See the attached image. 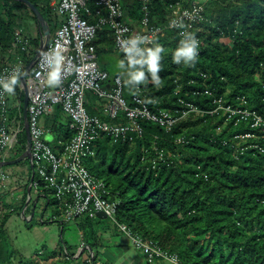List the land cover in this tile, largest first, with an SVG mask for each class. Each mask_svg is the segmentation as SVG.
Returning a JSON list of instances; mask_svg holds the SVG:
<instances>
[{
	"label": "trees",
	"instance_id": "obj_1",
	"mask_svg": "<svg viewBox=\"0 0 264 264\" xmlns=\"http://www.w3.org/2000/svg\"><path fill=\"white\" fill-rule=\"evenodd\" d=\"M173 1L176 0H151V22L165 26L166 5ZM218 1L226 12L209 13L206 6L208 21L197 24L203 44L194 64L186 66L183 57L179 64L174 62L180 48L179 35L176 29H167L150 44L146 56L139 59H147L149 50L163 49L156 74L160 83H155L147 64L135 67L145 76L138 85L148 90L149 97H157L159 106L179 108V99L183 98L202 111H189L169 131L157 122L142 119L145 133L133 145L113 142L110 136L102 135L94 141V153L84 158L91 173L104 180L113 198L120 200L115 219L112 218L115 226L121 230L118 223L127 224L133 236L166 254L150 256L132 240L148 264H264V153L250 146L255 142L264 145V138L259 127L252 128L249 122L238 120L237 115L227 120L225 110L209 113L216 105L213 96L204 93L210 87L215 95L224 97L225 104L264 114V0ZM12 2L20 4L15 0H0V66L18 64V50H23L16 43L15 20L20 16ZM35 4L43 13L44 7ZM124 9L129 19L138 20L142 15V1L127 2ZM108 34V30L100 31L97 44L111 43ZM225 38L230 39L231 45L224 43ZM130 85L133 89V84ZM130 92L126 86L129 99ZM242 97L247 104L241 103ZM23 103L17 104L14 110L10 102L11 118L21 113L24 122ZM149 104L154 106L153 101ZM57 108L64 112L61 107ZM88 110L96 112L92 107ZM248 130L257 132L258 136L236 137ZM72 135L69 126L62 140L68 141ZM154 140L164 151L163 159L157 158L156 164ZM18 142L25 150L27 143H22L19 136ZM109 155L112 158L107 162ZM31 178L30 171L26 190ZM38 179L36 174L34 181ZM36 189L40 197L47 198L46 206H58L53 188L40 181ZM5 193L0 187V206H4L0 212V264H74L76 255L70 253L66 240L61 249L49 250L46 244L42 253L30 257L13 246L6 224L9 209L14 207ZM57 215L58 219L53 215L37 221L40 224L69 222L63 218L60 208ZM79 218L76 226L85 244L92 249V253L86 249L77 256L88 253L82 264H114L109 260L97 262L96 250L102 243L94 222L99 218ZM34 219L35 216L30 221Z\"/></svg>",
	"mask_w": 264,
	"mask_h": 264
},
{
	"label": "built area",
	"instance_id": "obj_2",
	"mask_svg": "<svg viewBox=\"0 0 264 264\" xmlns=\"http://www.w3.org/2000/svg\"><path fill=\"white\" fill-rule=\"evenodd\" d=\"M142 1V15L138 20L127 17L123 0H55L53 11L61 18L53 38L43 53L36 59L32 69L27 74L29 88V103L27 118L31 134L30 166L38 180H33L32 187L41 183L53 188V195L58 200V206L65 220L74 221L83 215L98 217L99 211L115 219L118 198H113L106 182L93 175L84 163V158L94 153V141L102 135L111 137L113 142L123 141L134 144L136 138L145 133L142 119L152 120L169 131L178 119L189 111L202 110L193 102L180 98L179 108L166 109L159 106L157 97H149L148 90L138 84H133L129 96L126 94V83L122 74L111 75L98 63V36L102 30H108L114 46L122 53L123 59L129 61V53L124 49L132 47L131 41L138 43L132 51V57L139 60L148 53L158 35L167 29H176L179 35V46L192 34L198 41L197 55L203 44L198 34L197 24L208 21L205 14L206 6L199 0H176L166 5V25L161 26L151 22V0ZM16 43L26 50L29 39L21 37L16 32ZM24 67L18 64L0 66V82H7L13 76L17 85L23 91L20 74ZM204 78L206 73H202ZM58 82L50 84L49 81ZM177 80V79H176ZM194 82V79H192ZM179 84L175 90L179 91ZM90 91L99 99L106 100L102 111L109 118L104 120L98 114L88 110L87 92ZM204 93L213 96L216 107L208 112L214 114L225 110L226 119L238 116V120L250 123L252 128L259 127L264 138V114L248 107L225 104L224 97L214 94L213 89L206 87ZM154 102V106L149 104ZM243 105L247 104L245 97L241 98ZM241 104V105H242ZM184 105L189 108L183 107ZM240 105V106H241ZM61 107L70 117L69 126L73 131L68 141L59 140L55 149L46 140L47 129L41 123V116L51 114ZM9 93L5 92L0 83V160L10 157L11 150L18 142L19 133L23 130L22 114L11 118ZM237 120V121H238ZM252 130L237 134L242 139L257 137ZM179 141L182 138L179 137ZM264 153V145L258 142L250 144ZM152 148L158 154L155 158L163 159L164 151L159 148L156 140ZM10 179L9 173L0 167V187ZM35 179V177H34ZM44 195V194H43ZM53 218H59L57 214ZM135 245L144 251L164 255L157 247L143 242L132 235L125 223H118ZM82 241V248L86 247ZM166 255V254H165ZM174 261H177L173 257Z\"/></svg>",
	"mask_w": 264,
	"mask_h": 264
},
{
	"label": "rangeland",
	"instance_id": "obj_3",
	"mask_svg": "<svg viewBox=\"0 0 264 264\" xmlns=\"http://www.w3.org/2000/svg\"><path fill=\"white\" fill-rule=\"evenodd\" d=\"M15 1L20 2V4L12 2L13 6L18 7L16 12H18L20 16L15 20L17 34L19 33L21 37H27L29 39L27 51L25 52L19 49L17 54L19 55L17 63L20 66L25 67L28 60L31 59L39 49L41 31L38 18L28 4L21 0ZM32 1L38 4L40 3L38 0ZM199 1L202 2L204 6H207L209 13L216 12L224 14L226 12L222 3L218 0ZM123 3L126 4L127 1H124ZM46 5L47 3L44 5L43 14L51 27V38H53L59 25L57 20L62 17H58V15L54 14L52 9ZM159 19L161 18H157L158 21H160ZM223 41L227 44V46H229V44L231 45L230 39L225 38ZM97 51L98 63L100 67L108 70L110 73L122 74L126 86L132 90L130 83L127 81L130 79V73L132 71H137V69L129 67L128 62L123 59L122 53L114 48L113 41L104 47H99L98 44ZM120 61L124 62L125 66L123 68L119 67ZM86 97L87 105H95L100 115H103L101 108L105 101L94 96L90 91L87 92ZM9 100L13 105L14 110L17 108V104L22 101L24 102V92H21V87L19 85L15 87L13 94H9ZM40 120L42 125L47 129L45 140L56 149L59 140L64 139L65 134L68 133L70 117L66 112H62L56 108L53 113L42 115ZM56 122L58 123V130L53 129L54 123ZM19 139L22 143H27V134L25 129L23 130V133L19 135ZM130 145H133V143ZM21 146V143L17 142L15 147L11 150V159L17 158L24 152V149ZM111 158L112 155H109L107 157V162H110ZM153 161H155V157H153ZM104 166H106V164H104L103 167ZM3 168L10 175V179L7 180V186L4 187V190H6L5 195H7L10 199V205L14 207V210L9 209L10 218L7 220L6 224V229L11 237L13 246L19 249L25 257H30L35 253H42L46 244L50 247L49 250L53 248L61 249V246L64 244L63 240H66L68 242L67 247L70 253H74L75 255L76 253L78 254L82 248V238L81 232L76 226V221L63 223L61 221L47 222L42 224L37 221L42 215H45L46 218H51L53 215L57 214L59 206L54 204L49 205V207L46 206L47 198L44 197H39L38 202H36L39 193L34 188L32 190V201L25 208L27 200L29 199V193L28 190H26V185L29 182L30 171L32 172L30 159L25 158L15 164L3 166ZM49 197L51 196L49 195ZM2 205L0 206V212L2 211L1 207H4ZM23 211H25V213L29 216H31L34 211L35 219L33 221H28L22 213ZM85 216L86 215H83L82 217L85 218ZM98 218L99 219L94 222V228L99 231V240L102 244L101 246H98V249L96 248L97 250L95 249L99 254L97 262L100 263L102 260H109L112 262L115 261L116 264H135V256L137 253L139 254V252L133 245L132 239L129 235L117 228L110 216H98ZM62 228L65 229L64 232L62 231ZM64 251L67 252L65 246ZM118 251H127V256L124 255L121 257V254ZM86 256H88V253H84L82 257H74V264H82Z\"/></svg>",
	"mask_w": 264,
	"mask_h": 264
},
{
	"label": "clouds",
	"instance_id": "obj_4",
	"mask_svg": "<svg viewBox=\"0 0 264 264\" xmlns=\"http://www.w3.org/2000/svg\"><path fill=\"white\" fill-rule=\"evenodd\" d=\"M137 43H138V41L136 39H133L131 41L132 47H130V48L126 47L124 49L127 53H129V61H128L129 67L135 69L137 64H140L141 67H143L144 64H147L148 71H150L152 73L153 80L155 81V83L159 84L160 80H159V77L156 74L159 71V59H160V55L159 54L163 51V49L160 48V47H157L155 49V51L149 50V55H148L147 59L137 60V59H134L132 57V51L135 48ZM197 48H198V41L195 39V37L192 34H186V38L181 41V47L177 49V51H176V53L174 55V62L179 64L180 63V58L183 57L184 64L186 66H191L192 64H194V62L196 60ZM124 66H125L124 62L120 61L119 67L123 68ZM144 79H145L144 72L142 70H137V71H132L130 73V79L127 82L128 83L139 84L140 82L144 81ZM57 82H58V80L55 79V78L49 81L50 84H54V83H57ZM0 83H2V86H3V89H4L5 92H7L9 94H13L14 90H15V85L17 83V78L15 76H13L9 81L0 82ZM23 92H24V90H23ZM26 148H27V144H26ZM8 159H11V158H8ZM0 167L3 168V166H0ZM31 169H32V167H31ZM34 177H35V174L33 176V169H32V178H31V182H30V184L28 186V193H29V190H30L29 197H28L29 199L27 200V204H26L25 208L32 201V190L34 188L31 186V183L34 180ZM5 186H7V185L5 184L4 186H1V187L4 188ZM38 193H39V191H38ZM39 197L40 196H38L36 202H38ZM34 213L35 212L33 211L31 216H29L24 211L23 214L27 218V220L30 221L34 217ZM44 218H46L45 215H42L39 219H44ZM74 221H76V220H74ZM82 241H83V239H82ZM86 249H88L90 252H92L91 247H89L87 245L86 247L81 248L80 251L78 252V254L76 253V257L79 256L82 253V251H84Z\"/></svg>",
	"mask_w": 264,
	"mask_h": 264
},
{
	"label": "water",
	"instance_id": "obj_5",
	"mask_svg": "<svg viewBox=\"0 0 264 264\" xmlns=\"http://www.w3.org/2000/svg\"><path fill=\"white\" fill-rule=\"evenodd\" d=\"M28 4V6L33 10L35 15L38 18L39 24H40V31H41V38H40V45L39 49L35 53V55L30 59V61L26 64L23 71L20 74V81L23 84L24 89V105H23V113H24V129L27 134V148L26 150L17 158L14 159H6V160H0V166H6L10 164H15L25 158H30V149H31V134H30V127L29 122L27 118V108L29 103V88H28V77L27 74L30 72V70L33 67L34 62L36 59L43 53V51L48 46L50 39H51V28L50 25L45 18L42 11L39 9V7L32 1V0H21ZM35 172L33 171V176ZM30 193V190H29ZM24 213V211L22 212ZM99 217H107V214L104 211L98 212Z\"/></svg>",
	"mask_w": 264,
	"mask_h": 264
},
{
	"label": "crops",
	"instance_id": "obj_6",
	"mask_svg": "<svg viewBox=\"0 0 264 264\" xmlns=\"http://www.w3.org/2000/svg\"><path fill=\"white\" fill-rule=\"evenodd\" d=\"M38 1H40V3H39V5L40 6H42V7H44V5L47 3V5L46 6H48L49 8H51L52 9V11H53V3H54V1L55 0H38ZM124 1H127V2H131L132 0H123V2ZM124 4V3H123ZM53 13H54V11H53ZM54 14H56V13H54ZM57 17V16H56ZM59 17V16H58ZM60 21H61V19L59 18L58 20H57V22H59L60 23ZM39 26H40V24H39ZM51 28V27H50ZM16 32H17V29H16ZM109 36H108V38L112 41V38H111V35L110 34H108ZM40 36H41V34H40ZM24 38H27V37H24ZM113 44H114V42H113ZM106 44L105 43H101L99 46L101 47H104ZM109 45V44H108ZM114 48H115V46H114ZM116 49V48H115ZM111 75H115V74H117V73H110ZM132 91V90H131ZM127 94V93H126ZM131 94V92L129 93V95ZM103 100V99H102ZM105 102H106V100H104ZM104 102V103H105ZM104 103L102 104V108H103V105H104ZM89 107H92V108H95V110H96V112L95 113H93V112H91L90 111V113H92V114H98V115H100V113L98 112V109L95 107V105H88V108ZM101 108V107H100ZM102 108H101V111H102ZM102 113H103V111H102ZM101 117L103 116V117H106V119H104L103 117V119L104 120H109V118L103 113V115H100ZM23 126H24V122H23ZM53 129L54 130H58V123H54V126H53ZM60 140H62V139H60ZM58 146H59V142H58ZM57 146V147H58ZM98 245V244H97ZM120 254H121V257H123L124 255H126L127 256V251L126 252H124V251H118ZM139 252V251H138ZM135 259L136 260H134L136 263L135 264H148V263H146L145 261H146V258H145V256L141 253V252H139V254L137 253L136 254V256H135ZM143 262H145V263H143ZM113 263L114 264H116V262L115 261H113Z\"/></svg>",
	"mask_w": 264,
	"mask_h": 264
}]
</instances>
